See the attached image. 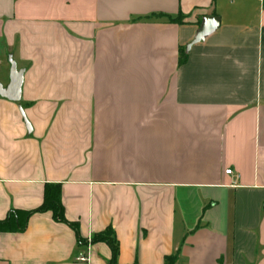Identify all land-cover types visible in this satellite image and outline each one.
Listing matches in <instances>:
<instances>
[{
	"label": "crops",
	"instance_id": "0c3cea01",
	"mask_svg": "<svg viewBox=\"0 0 264 264\" xmlns=\"http://www.w3.org/2000/svg\"><path fill=\"white\" fill-rule=\"evenodd\" d=\"M10 55L0 220L59 184L77 230L35 212L0 264H110L108 227L116 264H264V0H0L4 87Z\"/></svg>",
	"mask_w": 264,
	"mask_h": 264
},
{
	"label": "trees",
	"instance_id": "16d2710c",
	"mask_svg": "<svg viewBox=\"0 0 264 264\" xmlns=\"http://www.w3.org/2000/svg\"><path fill=\"white\" fill-rule=\"evenodd\" d=\"M165 16V15H159ZM170 22L183 23V15L179 14L177 17H168ZM188 59V51L186 48L180 47L179 49V64H184ZM51 211L53 218L56 221L66 223L77 230V223L68 221L64 215V207L61 201V188L59 184H49L44 191V198L42 204L34 210H15L12 209L7 217L0 220V231L7 232H22L25 230L30 216L35 212ZM92 240L106 242L112 250V258L110 264H116L119 242L116 238L114 231L111 227L106 228L104 231L97 233L93 236ZM178 254H172L165 257L164 264H176Z\"/></svg>",
	"mask_w": 264,
	"mask_h": 264
},
{
	"label": "water",
	"instance_id": "95a60500",
	"mask_svg": "<svg viewBox=\"0 0 264 264\" xmlns=\"http://www.w3.org/2000/svg\"><path fill=\"white\" fill-rule=\"evenodd\" d=\"M220 25L219 16H205L194 38L187 44L188 51L193 45L202 42L208 35L213 33ZM10 82L4 87L0 83V96L19 102L21 100L22 84L24 80V68H18L16 61L10 55Z\"/></svg>",
	"mask_w": 264,
	"mask_h": 264
},
{
	"label": "built area",
	"instance_id": "2783aa9c",
	"mask_svg": "<svg viewBox=\"0 0 264 264\" xmlns=\"http://www.w3.org/2000/svg\"><path fill=\"white\" fill-rule=\"evenodd\" d=\"M0 68H1V64H0ZM227 174H230L231 172H232V170L231 169H226V171H225ZM79 260H81V261H85V260H87V258L85 257V256H80L79 257Z\"/></svg>",
	"mask_w": 264,
	"mask_h": 264
}]
</instances>
